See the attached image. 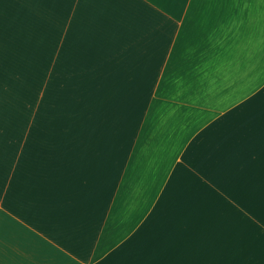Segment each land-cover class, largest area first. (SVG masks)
I'll return each mask as SVG.
<instances>
[{"label":"crops","instance_id":"obj_1","mask_svg":"<svg viewBox=\"0 0 264 264\" xmlns=\"http://www.w3.org/2000/svg\"><path fill=\"white\" fill-rule=\"evenodd\" d=\"M0 264H264V0H0Z\"/></svg>","mask_w":264,"mask_h":264}]
</instances>
